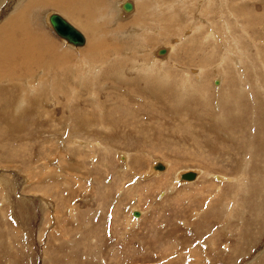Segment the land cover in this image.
<instances>
[{"label": "rangeland", "instance_id": "rangeland-1", "mask_svg": "<svg viewBox=\"0 0 264 264\" xmlns=\"http://www.w3.org/2000/svg\"><path fill=\"white\" fill-rule=\"evenodd\" d=\"M19 1L0 0V28L29 35ZM103 1L26 3L67 64L0 73V264H264V0Z\"/></svg>", "mask_w": 264, "mask_h": 264}, {"label": "bare ground", "instance_id": "bare-ground-1", "mask_svg": "<svg viewBox=\"0 0 264 264\" xmlns=\"http://www.w3.org/2000/svg\"><path fill=\"white\" fill-rule=\"evenodd\" d=\"M6 1L7 0H3V3L6 2ZM27 1H29V0H20L19 1V7H20V10H21L20 13L22 14V24H23L25 30L29 33V35L21 28V17H17L16 19L10 21L8 24H5L4 26H2L0 28V33L1 32H5L6 33V36L0 38V66L4 68V71H0V73H3L4 72V73L9 74L10 77H12V76H14V72L16 70H19V71H21V73L18 74L19 75L18 76V80H19L20 76H23L22 74H28L29 75L28 77L31 78V74L34 72V70L35 69H39L41 67L40 64L42 63V61H44V63L47 64L46 61H47L48 56L52 57V61L49 64L48 67L53 66L54 63H56V62L67 64V61L64 59L63 56H61L60 54L55 53L51 48H48V46L46 47L45 44H44L45 45L44 46V50L42 48H38V46L40 45V41L38 39L34 38L30 34V32H29L30 25L28 24L29 27H27L25 25V20H26L25 19V16H27V13H28L29 9H32L34 7V6L30 5V4H26V3H28ZM78 1L80 3H83V2H85L87 0H78ZM44 2L47 4V6L48 5H51V6H55V7H58V8H64L65 10L68 9V8L70 9V6H71L70 0H44ZM125 4H126V2L123 3V4H121V5H117V6H115V5L112 6L110 4L112 6V9H111L110 12L114 11V9H115L114 12H116V14H114V15H116L117 17H118V15H119V17L123 16L124 12H122V9H125V7H124ZM136 5H138V4H136ZM130 6H131V9H133V7H132L131 4H130ZM131 9L130 10H126L125 9L124 11L126 13H130L132 11ZM73 10L75 12H78L77 9H73ZM134 10L136 11V9H134ZM136 13L137 12H135V14H133V16H135ZM53 14H57V13L51 12L47 16V22H48V24H49L50 27H52V25L50 23V17ZM86 16L87 15L85 13L84 17H86ZM63 18H65V17H63ZM147 19H150V16H147ZM65 20L68 21V19H65ZM87 22H89V21H87L86 18H84L83 21H82V23L90 24V23H87ZM81 33H83V31ZM110 33H111V31H110ZM83 35L85 37V43H84V45L75 46V45H73V44L70 43L69 46H71L73 48H76V49L84 48L86 46L87 42H88V39H87V36L85 35V33H83ZM91 45H92V48H91L92 51H95L96 48H99L101 46V44H98V46H97V44H92V43H91ZM107 47H109V46H107ZM17 59L20 60L19 63H17V61H16ZM113 64H117L118 65V63H113ZM143 65H145V64H143ZM70 66H71V64H68V67H70ZM86 66H87V63H86ZM144 67H143V69H144ZM148 67H149V65H148ZM88 69H87L88 71L86 69L84 71V72H86V74L85 73H81L82 72V69H80V71L78 73V77L81 76V75H90V73L92 72V71L90 72V70H92V67L90 66V64H89ZM145 71L150 72V73L152 72V74H153L152 77H153V80H154V82L153 83H150V85H148L147 88H150V90L153 91V93L156 95V97L162 99V97H163L164 94L161 93V91L164 88V86H159V85L166 84V82H165L166 81V76L161 71H158V70H157L158 71L157 75L154 76L156 74L155 67L152 68V69L151 68L148 69L146 67ZM152 77L149 76L150 80H151ZM31 87H33V86H31ZM40 88H41L40 86L38 88H36L38 93L40 92V91H38V90H40ZM36 89H34V90H36ZM20 101L21 102H25L24 95H23V97L20 98ZM157 166L158 165H156L155 168H152L154 172H156V171H158V172L161 171L162 172V171H165L166 170L165 165H162L164 167V170L156 169ZM186 172H189V171H184V172H181L179 174V176H178V178H179V184H189V183L195 182L199 178V176H200V172H198V171H192V172L196 173V179H195V181H186V180H183L182 179V175L184 173H186ZM180 178H181V180H180Z\"/></svg>", "mask_w": 264, "mask_h": 264}, {"label": "water", "instance_id": "water-1", "mask_svg": "<svg viewBox=\"0 0 264 264\" xmlns=\"http://www.w3.org/2000/svg\"><path fill=\"white\" fill-rule=\"evenodd\" d=\"M124 7L126 10L131 9L129 3H126ZM50 23L53 27V30L59 37L67 40L69 43L75 46L84 45V35L67 20H65L62 16L58 14L51 15ZM156 169L164 170V167L162 165H158ZM182 179L186 181H195L196 173L192 171L186 172L182 175Z\"/></svg>", "mask_w": 264, "mask_h": 264}]
</instances>
